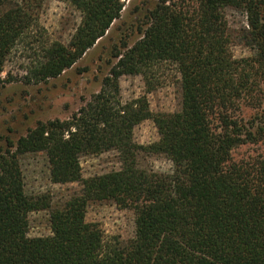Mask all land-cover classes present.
I'll list each match as a JSON object with an SVG mask.
<instances>
[{
	"label": "trees",
	"instance_id": "16d2710c",
	"mask_svg": "<svg viewBox=\"0 0 264 264\" xmlns=\"http://www.w3.org/2000/svg\"><path fill=\"white\" fill-rule=\"evenodd\" d=\"M45 0H0V85L12 56L24 54L26 84L73 69L119 21L129 0H63L80 14L68 45L40 25ZM241 11L232 29L224 9ZM140 38L115 47L102 90L68 120L39 122L16 143L0 139V264H264V0H158L140 20ZM235 46L252 56L237 59ZM171 63L180 74L181 109L154 117L147 99L119 100L120 80ZM153 121L159 140L135 142ZM118 154L121 169L84 179L81 159ZM44 154L54 185L80 184L55 206L29 196L25 156ZM160 156L172 174L142 166ZM135 215L133 239L106 243L88 223L91 203ZM49 212L51 236L30 238V215Z\"/></svg>",
	"mask_w": 264,
	"mask_h": 264
},
{
	"label": "rangeland",
	"instance_id": "374dc122",
	"mask_svg": "<svg viewBox=\"0 0 264 264\" xmlns=\"http://www.w3.org/2000/svg\"><path fill=\"white\" fill-rule=\"evenodd\" d=\"M158 0H129L119 21H116L106 37L102 39L71 70L47 84H26L21 78L25 59L22 52L12 56L6 65L3 79L10 73L12 83L0 85V139L5 146L6 139L17 142L35 128L39 122L68 120L89 103L102 90L103 81L116 64L114 49H122L123 42L132 46L141 37L140 20L153 9ZM228 25L239 30L246 26L243 12L231 8L223 10ZM81 24V14L63 0H45L40 15V25L46 29L48 37L68 45ZM233 54L237 59L249 58L252 53L243 46H235ZM149 76L124 77L120 80L119 100L129 103L147 99L154 117L169 116L181 109L180 74L171 63L155 65ZM134 139L138 145L148 146L159 140L153 121H146L136 127ZM144 168L159 174H172L173 164L164 157L142 156ZM22 167L29 196L50 194L55 206L64 203L73 195H80V184L54 185L44 154L25 156ZM84 179L117 172L121 169L118 154L110 152L101 156L81 159ZM87 221L99 225L106 243L114 238L127 242L135 236V215L121 210L112 202L91 203L87 209ZM51 236L49 212L30 215V238Z\"/></svg>",
	"mask_w": 264,
	"mask_h": 264
}]
</instances>
